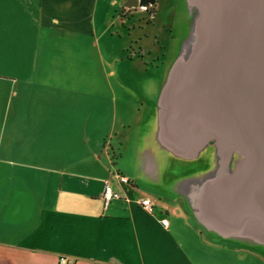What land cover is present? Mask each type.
<instances>
[{
    "label": "crops",
    "instance_id": "crops-1",
    "mask_svg": "<svg viewBox=\"0 0 264 264\" xmlns=\"http://www.w3.org/2000/svg\"><path fill=\"white\" fill-rule=\"evenodd\" d=\"M85 4L86 0H0V55L9 51L15 57L35 39L36 64L38 56L43 60L40 54L49 44L59 49L58 39L47 36V29L61 27L77 37H85L80 32L92 33L91 23H81ZM126 24L120 20L121 30ZM168 28L172 29V23H131L129 39L123 41V59L137 62L139 72L149 70L145 55L154 53V60L164 62L162 72L148 78L142 97L132 105L139 132L132 143L130 168L121 162L127 139L124 127L129 125L124 119L126 100L121 105L115 100L112 103L111 93L98 90L109 102V114L103 116L95 101L89 102L81 116L80 110L74 111L75 105L68 106L63 101L20 100L26 84L16 74L0 72V77L11 78L0 111V264H55L58 254L67 255L73 264H193L180 234L191 233L198 239L202 227L218 236L200 222L199 208L187 197L180 179L170 176L167 153L176 155L157 138L159 93L178 51L170 55L172 42L160 39V31ZM123 34L119 32L120 38ZM145 40L150 42L145 44ZM129 41L136 47L126 48ZM35 70L36 67L30 79L33 83L44 72L40 65L37 75ZM89 76L95 80L94 75ZM45 86L56 93V88L63 86L62 74L52 71ZM82 122L107 123L112 127L110 133L119 124L111 153L114 160L107 161V148V157L98 152L102 144L106 145L105 133L94 135L95 140L79 136L77 130ZM162 150L166 155L158 158ZM199 152L184 159L192 161ZM114 172L125 175L128 181H118L111 174ZM104 180H109L125 198H112L103 204ZM144 196L153 200L151 212L138 202ZM162 217L167 219L166 225L161 224ZM226 238L264 246L245 237Z\"/></svg>",
    "mask_w": 264,
    "mask_h": 264
},
{
    "label": "water",
    "instance_id": "water-1",
    "mask_svg": "<svg viewBox=\"0 0 264 264\" xmlns=\"http://www.w3.org/2000/svg\"><path fill=\"white\" fill-rule=\"evenodd\" d=\"M184 2L188 27L160 89L157 138L182 158L212 145L217 165L179 180L200 222L264 243V0Z\"/></svg>",
    "mask_w": 264,
    "mask_h": 264
},
{
    "label": "rangeland",
    "instance_id": "rangeland-1",
    "mask_svg": "<svg viewBox=\"0 0 264 264\" xmlns=\"http://www.w3.org/2000/svg\"><path fill=\"white\" fill-rule=\"evenodd\" d=\"M124 1L86 0L84 9H81L80 18L81 23H91L92 33L80 32L85 37H77L67 33V30L61 27L47 29L49 32L46 34L47 36L54 35L58 39V50L53 48L52 44H49L44 52L40 54L43 56V60L38 56L39 60L34 64V46L36 41L32 39L30 43L24 45L23 48L25 49L20 51L15 57L9 54V51H5L7 54L0 55V72L8 76L16 74L26 84L24 88L26 92H22L19 97L20 100L29 101L32 99L34 101L46 98L54 103L63 101L68 106L75 105L74 111L80 110L81 114L78 113V115L80 114L81 116L84 115L82 112L87 111L89 102L95 101H97L95 103L96 107L99 108L103 116L109 114V102L102 94V91L99 92L98 90L103 89V91L111 93L112 103L115 100L116 104L121 105L126 100L128 111L126 117L124 118L123 116V118L129 122V125L127 128L124 127L127 139L123 145L121 162L123 167L130 168L133 165L132 143L139 132L138 124L133 120V116L137 113H134L132 105L142 97V90L146 89L148 78H156L162 72L164 62L161 59L154 60V53L151 56L145 55L144 60L147 62L149 70L148 72H139V69L136 68L138 67L137 62L134 63L123 59V41L124 39L125 41L129 39L127 34L128 27L131 23H143L144 18L139 16L142 14L140 10L133 11L132 7H125L123 5ZM167 1L173 3L175 1L173 7L175 8L174 16L172 17L169 13L166 18L159 19L158 23H161V21L164 24L172 23L171 32H169V28L160 31V39L163 42L167 41L165 38L166 34L177 35V38L170 40L172 43L169 45V53L172 55L179 48L180 36L182 35L179 32V28L184 23H188L190 15L186 10L184 0L183 3L182 0ZM120 20L123 23H127L124 30H121ZM57 30H61L63 33L56 32ZM119 32H124L125 35L123 34V37L121 36L120 38ZM146 42L150 41L145 40L144 43L147 44ZM135 47L134 42L130 43L129 41L126 48ZM153 62L157 63L153 64ZM39 65L44 72L43 75L36 77ZM34 67H36V80L33 83L30 79ZM54 70L62 74L63 84L62 87L56 88V93L50 86H45L46 82H50V74ZM109 70H112V73ZM89 75H94L95 80L89 79ZM8 76L0 77V111L5 104L10 88L11 78ZM121 94L122 96H120ZM124 94H126V97ZM99 96L102 97L99 98ZM67 109L70 110L69 107ZM119 110L120 108H117V115H119ZM74 111L73 113H75ZM67 113L65 112V114ZM118 126L119 124L114 125L113 131L110 133L112 127L107 123L98 122L89 125L82 122L78 127L77 133L85 139L90 136L91 140H95L94 135L105 133L103 138H105L104 143L106 145L103 146L102 144L99 147L101 151L98 152L106 155L105 149L107 148L109 153L107 161L110 162V159L114 160V156L111 153L115 146L114 140L116 132L119 130ZM11 131H16V129L11 127ZM110 134L111 138L109 139ZM213 149L212 145H205L192 161H187L179 156L173 157V155L167 153L170 163L169 167H171L170 176L174 174L173 179L178 181L184 176L201 175V173L203 174L211 169ZM233 153V157H240L237 152ZM164 155H166V152H159L157 157L162 158L161 156ZM235 158L232 159V162L230 160V167L234 164ZM109 165L110 167L112 166L110 163ZM200 229L201 234L198 239L191 233L180 234L181 239L184 240L186 252L191 256L193 264H264V246L226 238L228 236H222L216 232L218 236L221 235V237H218L212 234L210 230L208 231L202 227ZM176 237L180 239V237ZM254 242L257 243L256 241Z\"/></svg>",
    "mask_w": 264,
    "mask_h": 264
},
{
    "label": "flooded vegetation",
    "instance_id": "flooded-vegetation-1",
    "mask_svg": "<svg viewBox=\"0 0 264 264\" xmlns=\"http://www.w3.org/2000/svg\"><path fill=\"white\" fill-rule=\"evenodd\" d=\"M173 7H174V3L171 1L154 0L152 3H148L146 6H143V7L136 6V7H132V8H133V11L140 10L142 12V14H140L139 16L144 17L143 23H158L159 19L162 20V19L166 18V16L169 13L172 17L174 16L175 8H173ZM161 23H164V22L161 21ZM187 25H188V23H186L184 25V28L182 30V34L184 32H186ZM171 30L172 29H169V32H171ZM165 38H166V40H171L173 38L174 39L177 38V35L172 34V33H168V34H166ZM214 153L215 152L213 149V159H212V163H211L212 168L215 167L217 165V162H218V158H217L216 154H214ZM233 155H234V153L230 157L231 162H232V159L235 158V157H233Z\"/></svg>",
    "mask_w": 264,
    "mask_h": 264
},
{
    "label": "built area",
    "instance_id": "built-area-1",
    "mask_svg": "<svg viewBox=\"0 0 264 264\" xmlns=\"http://www.w3.org/2000/svg\"><path fill=\"white\" fill-rule=\"evenodd\" d=\"M118 181L125 182L128 181V178L120 173L114 172L111 173ZM125 196L121 194L119 191L113 189L110 185L109 180H104L103 187L101 191V198L103 201V204H106L110 199L112 198H120ZM139 204L146 210L151 212L153 208V200L149 197H140L138 199ZM161 224L166 225L167 219L165 217H162L160 219ZM55 264H73L71 260L67 257V255L64 254H58L55 259Z\"/></svg>",
    "mask_w": 264,
    "mask_h": 264
}]
</instances>
